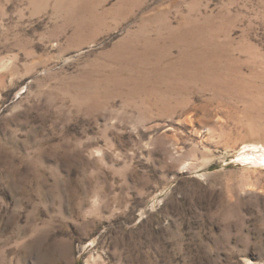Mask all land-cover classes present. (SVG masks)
<instances>
[{
	"label": "rangeland",
	"instance_id": "obj_1",
	"mask_svg": "<svg viewBox=\"0 0 264 264\" xmlns=\"http://www.w3.org/2000/svg\"><path fill=\"white\" fill-rule=\"evenodd\" d=\"M0 264H264V0H0Z\"/></svg>",
	"mask_w": 264,
	"mask_h": 264
}]
</instances>
